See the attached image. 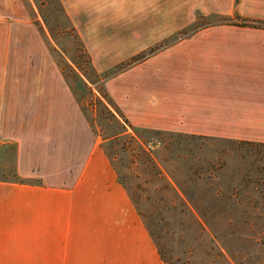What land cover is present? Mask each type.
Wrapping results in <instances>:
<instances>
[{
  "label": "crops",
  "instance_id": "crops-1",
  "mask_svg": "<svg viewBox=\"0 0 264 264\" xmlns=\"http://www.w3.org/2000/svg\"><path fill=\"white\" fill-rule=\"evenodd\" d=\"M181 5L264 22V0ZM11 24L0 18V146L16 147L18 180L0 178V264H165L65 77L10 67ZM203 31L238 34L180 38L111 74L107 93L139 129L264 144V28Z\"/></svg>",
  "mask_w": 264,
  "mask_h": 264
},
{
  "label": "rangeland",
  "instance_id": "rangeland-1",
  "mask_svg": "<svg viewBox=\"0 0 264 264\" xmlns=\"http://www.w3.org/2000/svg\"><path fill=\"white\" fill-rule=\"evenodd\" d=\"M60 1L69 20L60 11L57 0H0V18L6 17L12 23L10 67L56 69L59 75L61 73L64 77L66 74L73 84L76 80L69 68L72 66L93 93V97H86L87 93L83 94L78 85H75L78 88L76 96L73 93L77 103L81 101L83 115L90 119L104 109L98 102L102 83L92 84L87 79H96L92 67L99 73L117 65L126 68L135 63L132 61L134 57L140 58L136 62L150 58L159 50L176 44L178 39L198 31H202L200 34H238L203 31L206 26L224 21L217 14L206 15L207 20L203 19L201 12L191 11L181 5V0ZM121 122L125 126V134L134 135L123 119ZM92 131L95 141L103 140L97 123ZM141 141L149 142V150L158 164L169 170L174 180L181 184V170L184 160L188 159L182 154L187 139L181 143L179 137L149 135ZM127 142L129 139H123L110 159L142 220L146 225L151 220L159 225V242L168 251L165 256L172 257L174 261L182 259L185 264H264V209L255 204L262 203L261 196L244 187L237 196L242 204L235 203L238 206L224 216H211L207 220L210 228L203 221L201 226L182 214L179 201L176 210H157L161 198L174 205L173 194L164 189L167 180L172 182V179L170 175L165 177L147 168L138 144ZM207 145L209 153L233 147L222 141H209ZM120 146L129 154L120 151ZM201 151L190 145V152L186 154H197L198 157ZM15 153V146H0V178L3 180H18ZM232 154L225 170L227 173L220 183L227 196L238 186L241 164L236 151ZM247 165L246 161L243 168ZM157 190H162V193Z\"/></svg>",
  "mask_w": 264,
  "mask_h": 264
},
{
  "label": "trees",
  "instance_id": "trees-1",
  "mask_svg": "<svg viewBox=\"0 0 264 264\" xmlns=\"http://www.w3.org/2000/svg\"><path fill=\"white\" fill-rule=\"evenodd\" d=\"M57 2L60 11H62V13L67 17V14L61 1L57 0ZM200 17L203 19L205 18L207 20V16L200 15ZM220 18H222V20L224 21L223 23L227 24L239 26L254 25L256 27L264 28V22L261 21H243L242 23H237L232 21L231 17L220 16ZM67 19L69 20L68 17ZM139 59V57H134L132 61L136 62ZM89 63L91 65V59L89 60ZM69 68L74 73L76 80L75 83H70L66 74L64 75V77L67 83L69 84L72 92L75 93V96L77 93V89L81 88L83 90V94L87 93V95L85 94L86 97H93V93L90 87L85 82L84 78L80 75V73H78L72 66H69ZM122 69L124 68L121 65L113 67L105 73H99L95 68L92 67V70L96 75V79H87L92 84H97L100 82L102 83V87L99 88L101 96L100 98H98V102L102 105L104 109H101V111L99 110L98 114L95 116L94 119H90L88 117L86 118L92 129H94L96 123L98 124V128L100 129L101 133L100 135L103 137V147L105 148V151L109 158H111L110 155H112V153L115 151L116 146L122 143L123 139H129V142L127 143L131 144L132 142H135L138 144V150L144 157L145 161H143V163L145 166H147V168L156 170L159 172L160 175L165 177H168V175H170L172 182L170 180H167L168 182L166 183L164 189L167 192H171L173 194L172 198L174 200V205H172L173 203L169 204L167 202L168 199L161 198L157 203V210H165L167 208L176 210L177 207H179V205H176V203L179 201L182 214L189 216L190 219H194L195 222L200 224L201 226V221H203L210 228V225L208 224L207 220L211 218V216H224L230 210L238 206L236 204H242L240 201H238L237 196L239 194V191L244 187L251 189L254 194L261 196L262 203L255 204L256 206L257 204L260 205L258 207L259 209H264L263 143L229 139H215L203 136L184 135L167 131L139 129L134 127L129 123L128 119L125 118L123 113L115 105L114 101L109 96L105 88V80L111 74ZM75 85H78V88ZM78 101L82 108L81 101ZM110 107L112 109H110ZM113 110H115L118 114H116ZM121 119H123L125 123L131 127L134 132V135L125 134V126L121 122ZM149 135L169 137L175 136L181 138V143L183 139H187L186 145L183 146L182 154L188 156V159L184 160V166L181 170V174L183 176V181L181 180V184L177 183L174 180V177L170 174L169 170H165L164 167L158 164L157 159L149 150V142L141 141L144 136ZM209 141H222L229 145H232L233 147L230 150L224 148L209 153V150H206L208 149L207 143ZM190 145H195L197 149L199 148L200 150H202L200 156L197 157V154H186L190 152ZM120 148V151L129 154L123 146H120ZM232 151H236L241 164L239 170V177L237 179L238 186L232 189L230 196H227L228 193L225 192L224 189H221L220 186L222 185L220 183L222 182L223 177H225L227 173V171L225 170L228 168L230 156L233 155ZM190 155L191 158L189 159ZM246 161L248 165L243 168V165L246 163ZM112 164L116 170L114 163ZM122 184L124 185V183ZM236 191H238V193ZM157 192L162 193V190H157ZM196 196H198L199 198L196 199ZM248 204H253V202H248ZM256 206L254 207L256 208ZM146 227L149 230V233L151 234L157 246L161 259L165 264H185L182 259L174 261L172 257L165 256L168 255V251L166 250V248L163 249L159 242V240L161 239V233L158 224L154 223L151 220L149 223H147ZM251 228L254 227L251 226Z\"/></svg>",
  "mask_w": 264,
  "mask_h": 264
},
{
  "label": "built area",
  "instance_id": "built-area-1",
  "mask_svg": "<svg viewBox=\"0 0 264 264\" xmlns=\"http://www.w3.org/2000/svg\"><path fill=\"white\" fill-rule=\"evenodd\" d=\"M0 162H1V158H0Z\"/></svg>",
  "mask_w": 264,
  "mask_h": 264
}]
</instances>
